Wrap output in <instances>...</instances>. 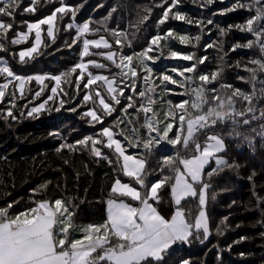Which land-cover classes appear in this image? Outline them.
<instances>
[{"label":"trees","instance_id":"16d2710c","mask_svg":"<svg viewBox=\"0 0 264 264\" xmlns=\"http://www.w3.org/2000/svg\"><path fill=\"white\" fill-rule=\"evenodd\" d=\"M58 3L60 0H36V11L25 13L24 7L30 6L32 0H23L20 9L15 12L14 19L4 17L6 22L13 23V29L6 37L0 33V44L7 49V51L0 50V56L6 57L13 72H19L18 50L31 44L32 35L19 45H13L12 39L18 32L25 30L28 22L38 20L52 11ZM64 3L75 9L76 16L73 18L69 13L61 19L58 14L54 21L55 41L48 38L44 31L39 55L34 54V59L26 58L25 62L32 63L36 68L38 65H46L51 74H60L70 69L75 63L81 62L79 52L82 50V37L78 38L77 45L69 48L67 45L76 37V31L73 27L69 29L67 23L88 22L90 31L84 34L85 36L89 39L104 36L109 41L111 50L133 56L130 68L134 67L138 72L135 78L136 93H133L131 88L133 79L131 75L129 74L127 79L117 75L120 69L105 60L103 56L96 54L104 52L105 49L94 47L90 48V55L83 60L96 56L106 67L97 69L90 66L89 71L102 73L109 78L117 75V84L125 88V95L121 97L120 105H116V111L110 116L104 117L102 124L90 125L88 120L91 118L84 117L83 113L88 108H95L98 114H102V106H99V97H96L95 93L100 91L106 101L111 102L106 85L97 82L89 89H84L83 83L87 80L85 74L81 84L77 86L75 77L79 74V70L66 79L62 78L60 85L57 86L58 93L48 102L46 110L36 117H28L26 110H30L31 106L38 105L48 95H52L50 89L55 86V82L46 79L43 85L44 92L40 97H35L34 94L40 90L41 84L35 80L29 81L24 86V95L21 96L15 81L11 80L6 96L0 102V209L11 205L7 215L9 218H15L18 214L35 207L36 201L63 199L71 202L70 210L74 213L72 221L90 224L107 219L109 199L137 204L139 201L111 193L112 183L118 176L144 193V189H140L134 178L123 175L122 158L118 159L114 149L102 147L108 159H100L91 154V145L80 151L64 149L57 152V148L64 142H74L84 136H96L104 126L111 127L120 139L132 138L134 142H138L134 130H139V135L144 137L146 135V129L142 127L145 123L144 117L152 114H146L142 110L137 111L141 103L144 106L148 105L150 94L147 89L146 97L140 98L138 92L145 91V87L148 88L150 80L154 78L156 91L161 92L157 95L161 98L156 103L171 106L169 107L171 110L175 105L187 100L186 108L189 112H194V115L196 110L191 108V104L196 100L193 89L203 86L206 100L203 104L204 109L207 105L217 107L218 101L212 99L213 95L222 98L224 104H228L227 98L232 96L231 109L235 113H244L243 116L234 115L224 123L218 122L213 128L201 130L196 137L197 142L204 143L207 135L213 133L220 135L224 140L225 151L219 155L236 167H224L208 181L206 172L215 167V163L211 162L206 166L205 180L210 183L206 205L210 235L204 240L201 230L199 239L193 236L190 243L174 244L166 250L158 264H182L184 260H188L190 264H264V116L261 115L264 112V71L259 70L258 65L251 63L256 59L264 62V53H261L258 44L252 48L246 47L254 37L236 28V25H244L247 19L256 15L257 9L264 5V0L258 2L257 0H213L211 4L207 0H179L164 24L159 23L164 10L162 5L171 3V0H64ZM238 3L243 4L244 7L230 10ZM176 11L193 21H202V26L172 18ZM144 16H148L149 19L144 21ZM106 18L107 22L101 23ZM209 19L213 24H207ZM138 21L143 22L137 24ZM260 23L264 24V17L261 18ZM221 28L225 29L223 35L219 31ZM169 30L173 31L174 38L162 39L154 46V51L151 53L159 59L155 63L149 62L153 68V77L146 85L143 80L145 73L137 56L148 46L153 35L164 36ZM113 31L126 34V38L121 37V45L116 44ZM180 35L193 38L192 42L187 45L180 44L178 39ZM197 35L200 36L199 41L194 39ZM210 44L215 46L205 47ZM235 45L240 47L233 51ZM171 51H178L184 55L195 54L196 60L200 57L207 59L205 63L198 65L195 73L186 74L182 79L173 74L171 69L175 67L182 71L192 62L169 58ZM116 59L119 63V57ZM33 65L31 68H34ZM247 68L256 69L254 80ZM212 71L219 72L217 80L202 85L198 76L210 75ZM162 73L172 74L179 85L175 84V89L168 91L159 83L158 78ZM187 76L192 77L191 82H186ZM3 77L4 75L0 74V80ZM60 89L68 95H64ZM213 89L216 90L215 93ZM236 89L252 96V101L249 102L242 96H233ZM85 93H89L94 99L82 103ZM130 95L133 96L135 107L123 112L122 109L129 103L127 97ZM13 99H15V107L10 103ZM60 99L66 101L63 107H60ZM10 107H13L15 120L4 118L6 110ZM249 107L253 108V112L247 111ZM56 108L60 110L56 111ZM73 108L76 111H71ZM153 109L155 111V108ZM179 114L177 112L174 116ZM232 119L238 122L236 131L242 134L239 137L229 135L233 128ZM245 119L249 121L248 125L243 124ZM171 122L175 125L178 122L177 117ZM175 129L176 126L169 134L171 137H174ZM52 132H58L60 135H50ZM193 149L194 144L185 149L182 144L172 146L167 142L154 148L153 154L146 159L147 185L150 186L152 182L161 179L162 175H172L168 171L163 174L158 171V163L162 161L163 156H174L179 153L183 158L189 157L193 154ZM129 150L134 154L144 155L142 147H132ZM177 166L181 167V165ZM44 184H47V187L40 189ZM170 188L171 185L166 184L158 190L156 200H150L166 219H170L175 211ZM37 189L40 190L34 191ZM213 195L215 199H212ZM197 205L198 197L186 198L180 205L186 214V219H190L193 223L199 211ZM100 264L110 263L105 260Z\"/></svg>","mask_w":264,"mask_h":264},{"label":"snow or ice","instance_id":"6c2138e0","mask_svg":"<svg viewBox=\"0 0 264 264\" xmlns=\"http://www.w3.org/2000/svg\"><path fill=\"white\" fill-rule=\"evenodd\" d=\"M179 0H171V3H166L163 6V15L159 20L160 24H164L170 18V11L174 9ZM209 4L213 3V0H207ZM258 2V0H257ZM23 0H0V33L5 37L13 29V23L6 22L4 17L14 19L15 12L22 6ZM36 0H32V4L28 7H24V12H35ZM236 7H244L243 4L238 3L234 8L230 10H236ZM71 13L74 18L76 11L73 7L64 3V0H60V6L56 7L52 13L37 22L27 23V32L18 33L17 37L12 39L13 45H19L22 41H27L29 34L34 31L35 39L32 46L26 50H20L18 53L19 60L24 63L27 59H34L35 55H39V49L43 43L42 40V25H47V37L55 41L54 21L57 15L60 14V18L67 16ZM111 15V14H109ZM264 17V5H261L257 9V14L251 16L244 25H236L242 32H247L254 37V40L249 41L246 45L248 48L253 46H259L261 53H264V24L260 23L261 18ZM178 21H186L189 24L195 23L202 26V21L192 19L182 15L179 11L175 12L174 17ZM148 16H144L143 20H148ZM105 21L101 23H106ZM143 21H138L137 24ZM207 24H213V21L209 19ZM258 25V26H257ZM68 28L71 29L72 25L69 24ZM230 30V29H229ZM90 31V25L88 22H84L76 27V37L72 39L71 43L67 46L72 48L77 45L78 38L84 36V34ZM97 31H99L97 29ZM221 35L225 33V29H219ZM112 35L116 37V44L121 45V37L126 38L124 32L113 31ZM134 35V34H133ZM174 38L173 31L169 30L164 36L160 34L153 35L148 46L144 48L137 56L142 66L143 80L145 84H148L150 78L153 77V68L150 63H155L159 57L151 54L156 46L162 39ZM180 44L187 45L192 42L191 37L187 35H180L178 37ZM199 41L200 36L194 37ZM215 45H206V48L214 47ZM106 49L107 51L98 52L97 55L103 56L107 61L112 62L116 68L120 69V73L117 75L127 79L130 74L133 78L131 81V88L133 93H136V77L138 76L137 70L128 68V72L124 69L128 67V64L133 60L131 55H123L121 52L111 50L109 41L104 36H100L99 39H83L82 50L79 52L81 62L75 63L70 69L60 74L52 75H15L14 72L8 66H0V74L6 76V78H12L18 81V90L20 95H24V86L27 82L35 80L42 87L39 91H36L34 96L40 97L44 92V81L50 79L55 82V86H52L50 91L52 95H48L43 102L38 103L36 106H31L30 110H26L28 117L39 116L46 110V105L49 101H52L58 93V87L62 81V78H68L72 73H76L79 70V74L75 77V83L77 86L81 84L85 74H87V80L83 83L84 89H89L90 86L96 85L97 82H103L106 85V91L110 97V101H106L100 91H96V97H99V106H102V114H98L95 108H88L83 113L84 117H90L88 120L90 125L102 124L105 116H110L116 111V105H120L121 97L125 95V88L117 84V75H113L109 78L106 75H93L89 71V67L97 69L105 68L103 63H97L95 60H88L83 62V58L90 55V48ZM240 45H235L233 51L239 48ZM0 50L7 51L6 48L0 44ZM35 54V55H34ZM117 57H119V63H117ZM169 58L181 59L184 61L192 62L190 66L183 68L182 71H178L177 68H172L171 72L179 77H185L186 74H193L196 72L198 65L205 63L206 57H200L195 59V54L184 55L178 51H171ZM127 62V63H126ZM0 61V64H3ZM254 65H258L259 70L264 71V62L260 59L253 60L251 62ZM252 73V79H255L256 69L247 68ZM219 75L218 71H212L209 74H200L198 80L202 82V85H207L217 80ZM192 77L187 76L186 82H191ZM67 82V81H66ZM11 79L7 83L0 85V100L6 95V89L9 87ZM160 85L177 84V79L173 78V75L162 73L159 78ZM183 86V85H181ZM154 91V89H150ZM64 92L63 89H60ZM170 91V90H169ZM216 92L215 89L212 90ZM146 91L141 90L138 92L140 98L146 97ZM193 94L196 98L195 102L191 104L192 109H200L201 105L206 103L205 100V88L203 86L193 89ZM15 97V93L12 94ZM64 95H68L64 92ZM233 96H242L245 100L251 102L253 97L245 95L236 89ZM93 96L89 93L83 95L82 103H87L93 100ZM129 103L122 109L123 112H127V109L135 107L133 96L127 97ZM212 99L218 101L217 107H208L207 111L203 114L192 115L186 108L188 101L185 100L180 104L175 105L174 109H171L169 113H165L166 121L170 115H175L177 112L179 126L175 129L174 137L169 134L173 132L174 123L166 122L159 123L152 116H145V123L142 125L146 129V135L141 137L139 130L136 131V140L138 142L129 141L130 147L144 149V155L137 158L133 155L126 154V148L122 145L121 141L114 138V133L109 127H102L96 136H84L81 139L74 142H64L59 145L57 152L64 149L69 151H80L87 149L91 145L90 151L93 157L100 159H108L103 153L102 147H106L111 150L114 149L118 154V159L122 158L123 168L122 173L125 177L134 178L135 183L140 186V189H144L142 194L141 190L132 186L129 183H123L119 176L114 180L111 186V193L118 194L122 197L131 198L133 201H139L140 207H135L123 200L109 199L108 200V215L107 219L102 225H88L83 229L84 235L82 239H74L70 244V251L61 250L57 251V247L64 248L66 245V238L69 233V229L72 227L73 211L70 210V201L62 199H55L53 202L47 200L36 201V207L29 210L32 214V219H27L26 213L22 212L15 218H9L8 208L0 209V264H100L102 261H109L110 264H158L163 259V254L171 246L176 243H190L193 236L197 239L200 238L202 230L203 239L206 240L210 235L209 221L206 214L207 205V191L210 188V183L205 180L206 166L210 165V162L214 161L215 167L206 172L208 181L217 174L224 167H236L234 164L224 159L220 153L225 151V144L223 138L218 134H209L203 144L197 142L196 137L201 130L213 128L218 122L224 123L234 115L243 116L244 113H235L231 109L233 104V97L227 98L229 105V111H223L224 100L216 95H213ZM148 105L144 106L140 104L137 111H143L144 113H154V109L151 106L154 101L149 98ZM15 107V99L10 102ZM60 107L66 103L64 99L59 101ZM169 104L171 102L169 101ZM13 107L6 110L5 119H16L13 113ZM60 108H56L59 111ZM71 111H76L75 108ZM248 112H253V108L249 107ZM264 116V112L261 113ZM255 118V117H254ZM186 123V133L184 125ZM233 128L229 133L230 136L239 137L242 134L236 131L239 126L235 119H232ZM244 125H248L249 121L245 119ZM50 135H60L58 132H52ZM123 135V133H121ZM106 138V143L104 141ZM163 142L176 146L182 144L185 149H188L190 145L194 144L193 154L190 158H183L177 153L176 155H165L162 157V161L158 163V171L163 174L168 171L172 175H162L161 179L156 180L150 184V187L146 183V159L153 154L154 148L160 146ZM111 163V161H109ZM182 165V168L177 166ZM119 171V170H117ZM174 176V182H173ZM251 179V177H250ZM166 184H170L171 196L174 199V203L177 206L170 219L164 218L158 209L150 202V200H156L158 190L162 189ZM47 184L41 185L40 189L46 188ZM40 189L34 190L39 191ZM198 197V214L195 216L194 223L190 219H186V214L181 205L182 200L186 198ZM215 199V195L212 196ZM158 202V201H157ZM54 205V206H53ZM60 227V233L64 238L59 239L58 245L56 241V235L54 233V227L57 225ZM113 236L118 238L120 243L115 247H107L96 257L93 254L98 249H105L109 244V237ZM243 239V238H242ZM182 264H190L188 260L182 261Z\"/></svg>","mask_w":264,"mask_h":264},{"label":"rangeland","instance_id":"374dc122","mask_svg":"<svg viewBox=\"0 0 264 264\" xmlns=\"http://www.w3.org/2000/svg\"><path fill=\"white\" fill-rule=\"evenodd\" d=\"M60 6V3H58V4H56L55 6H54V8H53V10L56 8V7H59ZM52 10V11H53ZM52 11H50L49 13H47V14H45V15H43L41 18H39L38 20H36V21H33V22H31V23H34V22H37V21H39V20H41V19H43V18H46L47 16H49L51 13H52ZM28 23H30V22H28ZM69 24H71L72 25V27L75 29V31H76V27L78 26V25H80V24H76L75 22H73V21H70V22H68L67 23V25H69ZM42 27V37H43V32L44 31H46V33H47V25H42L41 26ZM28 30H27V26H26V28H25V30L24 31H20V32H18V33H25V32H27ZM17 33V34H18ZM30 35H32V41H31V44L29 45V46H24V47H21L19 50H18V53H19V51L20 50H26L27 48H29V47H31L32 46V43L34 42V39H35V33H34V31L32 32V33H30L29 34V36ZM16 37H17V35H16ZM15 37V38H16ZM85 38H87V39H89L87 36H82V40H81V42L83 41V39H85ZM94 39H99V37H95ZM23 42V41H22ZM21 42V43H22ZM105 51H107L106 49H105ZM88 60H95L97 63H100L99 62V60L96 58V56H93V57H91V58H88V59H86V60H83V62H87ZM0 61H3L4 63L3 64H0V66H8V67H10L9 66V64L7 63V59H6V57H4V56H0ZM39 61V60H38ZM46 63H47V61H45ZM127 63V62H126ZM18 64H19V72L18 73H15L14 72V74L15 75H22V76H29V75H36V74H41V75H46V76H48V75H52L51 73H49L48 72V68L46 67V65H38L37 66V68L32 64V63H30V62H24V63H21V62H18ZM31 65H33L34 66V68H31ZM128 68H130V64H128V67L127 68H125L124 69V71L125 72H128ZM178 71H180L179 69H178ZM49 73V74H48ZM174 74V73H173ZM93 75H103L102 73H93ZM170 75H172V74H170ZM177 77H179V76H177ZM160 78V77H159ZM158 78V79H159ZM173 78H174V76H173ZM180 78H182V79H184V77H180ZM9 79H11V80H14V79H12V78H6V76L4 75V77H3V79H1L0 80V85H2V84H4V83H7L8 82V80ZM175 79V78H174ZM15 81V80H14ZM154 82H155V78L154 79H152V80H150V82H149V85L150 86H148V88H146L145 87V91H147V89H148V92H150V94H149V98H151L153 101H154V103L151 105L152 107H153V105L156 103V101H158L159 100V98H161V97H158L157 95L158 94H161V92H157L156 91V84H154ZM15 83H16V85H18V81H15ZM28 83V82H27ZM26 83V84H27ZM25 84V85H26ZM159 84V83H158ZM9 85H10V83H9ZM177 86L179 85V83L178 84H176ZM174 86L175 85H173V84H167V85H163V87H165V88H167V90L169 91H171L172 89H175L174 88ZM150 89H154V91H151ZM7 90L8 89H6L5 91L7 92ZM162 90V89H161ZM153 93V95H152V93ZM167 93H169V92H167ZM6 96V95H5ZM153 96H155V97H153ZM5 98V97H4ZM3 98V99H4ZM2 99V100H3ZM2 100H0V102L2 101ZM225 106H224V109H223V111H229L230 110V108H229V105L228 104H224ZM146 106H148V105H146ZM203 104L201 105V108L200 109H195L196 111H195V113H196V115L197 114H203L204 112H206L207 111V108L208 107H214V106H211V105H207V107L204 109L203 108ZM171 108V106H166V105H163V104H161V103H156V106L155 107H153V108H155V111H154V113H152L151 115H148V116H152L155 120H157L159 123H161V124H163V123H166V122H168V121H170L171 122V120H175V117H177V121H178V116H174V115H170V116H168L167 117V121H166V116H165V113H169L170 112V108ZM231 108H232V105H231ZM157 113V114H156ZM192 115L194 116V112L192 113ZM174 126H179V121L178 122H176L175 123V125ZM104 127H109V126H104ZM109 128H111V127H109ZM184 128H185V133H186V123H185V126H184ZM111 130L113 131V129L111 128ZM113 133H114V138L115 139H118V140H120L121 141V143H122V145L126 148V154H128V155H133V156H135V157H137V158H140L141 156H143V155H141V154H134L132 151H130L129 149H132V147H130L129 146V141H132V142H134L133 140H132V138H130V139H125V137L124 138H119L118 136H116L115 135V132L113 131ZM105 141H106V138H105ZM201 144H203V143H201ZM184 158H190V156L189 157H184ZM225 159V158H224ZM212 162H214V161H212ZM122 163H123V160H122ZM211 163V162H210ZM150 187V186H149ZM63 200V199H62ZM47 201H49L50 203L51 202H53L54 200H47ZM54 206V205H53ZM36 207V206H35ZM30 210V209H29ZM29 210H27V211H25L24 213H26V217H22V219H24V218H27V219H32V214L29 212ZM198 214V213H197ZM207 214V213H206ZM107 215H108V202H107ZM106 221V220H105ZM105 221H103V222H99V223H90V224H87V223H76V222H74V221H72V227L69 229V233H68V236H67V238H66V245L64 246V248H61V247H57V251H61V250H68V251H70L71 249H70V244H71V241L72 240H74V239H82V237H83V235L85 234L84 233V231H83V229L84 228H86V226H88V225H102V224H104V222ZM60 227H62V225H57V226H55L54 227V233H55V235H56V241H57V245H58V241H59V239H61V238H64L63 237V234H61L60 233ZM120 243V241L118 240V238H116V237H113V236H111L110 237V239H109V244L105 247V249H98L97 250V252L96 253H94L93 254V257H96V256H98V255H100V254H103V251L104 250H106V248L107 247H109L110 245H118ZM108 263H110L109 261H107Z\"/></svg>","mask_w":264,"mask_h":264},{"label":"crops","instance_id":"0c3cea01","mask_svg":"<svg viewBox=\"0 0 264 264\" xmlns=\"http://www.w3.org/2000/svg\"><path fill=\"white\" fill-rule=\"evenodd\" d=\"M181 168H182V165H181ZM123 183H128V182H126V181H123V180H121ZM130 184V183H129ZM119 201V200H118ZM125 202V201H124ZM126 203H128V202H126ZM129 204H131V205H133V206H135V207H140L141 205H140V202H138L137 204H133V203H129ZM176 205H175V209H176ZM180 207V206H179ZM181 208V207H180ZM111 237V236H110ZM110 237H109V239H110ZM115 246H117V245H110L109 247H115Z\"/></svg>","mask_w":264,"mask_h":264}]
</instances>
